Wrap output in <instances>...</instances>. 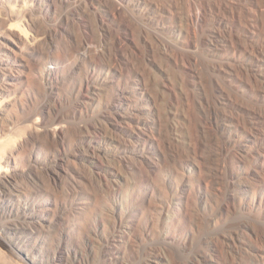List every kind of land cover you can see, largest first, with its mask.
I'll return each instance as SVG.
<instances>
[{
	"label": "bare ground",
	"instance_id": "6f19581e",
	"mask_svg": "<svg viewBox=\"0 0 264 264\" xmlns=\"http://www.w3.org/2000/svg\"><path fill=\"white\" fill-rule=\"evenodd\" d=\"M181 4L0 0V264H264V0Z\"/></svg>",
	"mask_w": 264,
	"mask_h": 264
},
{
	"label": "rangeland",
	"instance_id": "374dc122",
	"mask_svg": "<svg viewBox=\"0 0 264 264\" xmlns=\"http://www.w3.org/2000/svg\"><path fill=\"white\" fill-rule=\"evenodd\" d=\"M151 1L154 5L157 4L159 7L162 8L163 5L166 4L167 0H151ZM184 3H185V0H182V4L180 6L181 10L184 7ZM134 31H136V35L139 36V31L136 29V27ZM162 35L164 36V34ZM135 38L136 36H133V39ZM155 62L156 63L153 66L149 65L152 82H150L149 80V82L147 83V81L145 80L143 83L141 77L138 74L131 73L130 75L125 76L126 80L128 81V83L125 84V87L128 89V91L132 92L131 95H135L137 93L138 94L141 93L140 95H143V96H139L138 98L136 97L137 98L136 103L140 102L139 104H142L143 106H146V105L152 106L156 111H159L162 116H166L169 110L166 105V101L168 98L166 94L168 93L167 86L168 84L171 85L172 83H178L180 81L179 79L180 72L178 68L174 67V65L170 63L165 64L160 56L156 57ZM108 70H109V65L107 64V65H102L101 67H99L97 69V72L104 73V72H108ZM78 81H79V78H76V83H78ZM162 81L164 82V85H162ZM147 90L149 91L152 90L154 94L159 95V98L157 99L156 102L149 101L148 99H146V97H144L145 94L149 95V93H147ZM134 99L135 98H133V100ZM179 168H181L180 163L172 162L170 164H167V167L163 169L164 179L169 187V191L172 197L171 201L180 199V196L187 188V185H185L186 180L183 179L182 176L177 177L175 175V171H177ZM150 189H151V186L149 184H146L144 188L141 189V192L144 194L150 191ZM117 201H119V198L115 200L114 202L117 203ZM45 210L47 211H45L44 213H41L39 219L40 218L42 219L43 215H44V219H46L49 216V205L45 207ZM7 264H26V262H24L23 259L20 258V259H14L13 261L10 260V262Z\"/></svg>",
	"mask_w": 264,
	"mask_h": 264
}]
</instances>
